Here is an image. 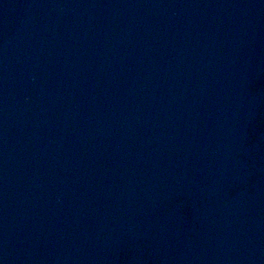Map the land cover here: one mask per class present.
<instances>
[{
  "label": "water",
  "instance_id": "obj_1",
  "mask_svg": "<svg viewBox=\"0 0 264 264\" xmlns=\"http://www.w3.org/2000/svg\"><path fill=\"white\" fill-rule=\"evenodd\" d=\"M0 264H264V0H0Z\"/></svg>",
  "mask_w": 264,
  "mask_h": 264
}]
</instances>
